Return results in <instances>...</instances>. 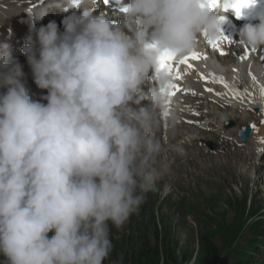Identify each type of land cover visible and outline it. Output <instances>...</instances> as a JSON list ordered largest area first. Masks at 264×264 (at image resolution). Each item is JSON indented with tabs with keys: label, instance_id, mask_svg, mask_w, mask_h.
I'll return each instance as SVG.
<instances>
[{
	"label": "clouds",
	"instance_id": "9594fccd",
	"mask_svg": "<svg viewBox=\"0 0 264 264\" xmlns=\"http://www.w3.org/2000/svg\"><path fill=\"white\" fill-rule=\"evenodd\" d=\"M96 3L55 0L48 8L83 11L64 17L63 32L50 21L25 39L21 51L48 90L46 105L30 95L12 45L0 43L3 264H104L111 227L138 214L167 171L160 117L171 77L159 70L161 57L223 36L229 12L247 21L236 41L264 49V0L239 16L233 0H130L119 22L94 15ZM47 11L32 15L42 20ZM256 103L264 112V95ZM247 175L255 187L254 170Z\"/></svg>",
	"mask_w": 264,
	"mask_h": 264
},
{
	"label": "rangeland",
	"instance_id": "374dc122",
	"mask_svg": "<svg viewBox=\"0 0 264 264\" xmlns=\"http://www.w3.org/2000/svg\"><path fill=\"white\" fill-rule=\"evenodd\" d=\"M1 23L10 27L16 21L2 20ZM230 57L221 63L227 65L232 62L234 57ZM25 79L34 81L32 70L25 72ZM27 80L26 84L29 85L30 81ZM30 85L37 86L34 82ZM47 95V89H39L36 101L46 105L48 101L43 97ZM183 103L186 105V102ZM183 103H179V106ZM188 105L190 108L194 106L191 102ZM252 110H241L244 112L239 111L237 114L242 117L233 119L238 125L237 129L245 122H254L257 127L255 138L250 144L239 141L241 147L232 145L229 148L231 152H243L245 158L226 157L220 140L211 133H206L202 138L184 130L169 144L161 157V165L167 171L158 181L159 191L146 194L138 214L133 215L122 229L110 226L112 236L124 243L105 264H139L133 258L134 251L146 242L165 246L173 264H200L202 254L199 239L206 231L213 232L218 245L233 235L238 245H247L259 235L260 245L253 254L252 264H264V153L259 157L256 155L260 139L263 137L264 140V124L261 114L256 115ZM228 113L232 114L231 110ZM244 116L247 117L245 121ZM172 122L173 125L181 124L178 120ZM160 136L165 144L166 135L161 132ZM237 137L238 133L229 136L231 140H238ZM193 140L197 143L194 149L186 146L188 141ZM177 145H185L184 156L175 151ZM199 152L201 156L204 153L207 155L200 157ZM253 170L256 174L255 187L247 175V171ZM254 218L260 223L256 230L258 234L254 232L255 225L249 227ZM5 259L0 254V264ZM231 259L228 258V262Z\"/></svg>",
	"mask_w": 264,
	"mask_h": 264
},
{
	"label": "bare ground",
	"instance_id": "6f19581e",
	"mask_svg": "<svg viewBox=\"0 0 264 264\" xmlns=\"http://www.w3.org/2000/svg\"><path fill=\"white\" fill-rule=\"evenodd\" d=\"M17 1L19 4L15 3L14 0H0V22L2 20L16 21L21 27L20 33L24 35L30 32V25L35 20L29 14H24V7L27 5H35L39 0ZM48 4H53L52 0H49ZM54 8L56 9V7ZM35 11H37V8ZM105 14L113 18L112 14L106 12ZM20 17H23L21 19V25L18 22ZM113 20L115 19L113 18ZM4 26L8 27L6 23H1L0 30H3V28H5ZM210 40L211 39L206 37H201L200 42L197 45V49L201 52V58L196 61H191V68L183 64H177V68H172L174 75L177 69L180 70L181 78L179 80L173 79L172 82L175 84L182 83L183 90L177 98H167L168 103H166L165 107L161 111L160 133L162 132L166 135L164 143L167 147L170 143H173L174 140H176L177 137L184 132V130L193 135H199L202 138H204L206 133H211L214 138L220 140V145L225 150L224 155L226 157L240 156L241 158H245L243 152H231L229 149L232 145L241 147V145L238 144V140H231L229 138V136H234L237 133L238 125L227 128L223 127V123L230 119L236 120L239 117L241 118L242 116H238L237 114L241 110L246 112L249 110L250 106H258L256 98L260 94L261 87L264 86V74L261 73L256 61L254 60V55L256 53L255 49L253 50L239 42L238 44L232 43L229 41V37L228 39H224L222 36L219 37L220 42L224 41L228 44L226 51L229 48L234 47L231 49L230 55L232 58L234 57V60L227 65H224L221 61L226 60L230 56L225 58L220 57L211 48L213 45L209 43ZM260 59L264 60V56ZM201 67H204L205 70H201ZM29 70H31L30 65H23L24 73ZM193 75H196L198 78L194 79L192 77ZM33 82L34 81H30V83ZM185 82L188 84V88L185 86ZM30 83L29 85L26 84V87L29 89L33 100L36 101L39 89L41 88L34 85V87H31ZM191 85L196 89H192ZM0 91H6V89H0ZM187 91H190V96L189 99L185 101V105L181 100L182 98L179 99V97L183 96ZM235 93L246 94L241 96L236 95ZM190 102L194 104L192 108L188 105ZM179 103H183L184 106L183 104H180L179 106ZM230 110L232 114L228 113ZM188 112H191V114H189L191 117L187 115ZM243 115H247V113H244ZM256 115H258V113ZM246 119L247 117H245L243 121ZM172 120L174 122L178 120L181 124L173 125ZM253 121H255V118ZM251 123L252 126L255 125L254 122ZM169 125H172L173 127L170 129ZM219 128H221V130ZM252 137L253 136H250V139L246 143L250 144L253 141ZM262 144L263 142H260L259 146L262 147ZM196 145L197 143H195L194 140L186 143V146L189 148L191 147L192 149H194ZM172 153L174 152H171V154ZM206 155L207 154L204 153V155H200V157H204Z\"/></svg>",
	"mask_w": 264,
	"mask_h": 264
},
{
	"label": "trees",
	"instance_id": "16d2710c",
	"mask_svg": "<svg viewBox=\"0 0 264 264\" xmlns=\"http://www.w3.org/2000/svg\"><path fill=\"white\" fill-rule=\"evenodd\" d=\"M203 217H208V215H203ZM259 224L257 218H254L251 220L249 227L255 225L253 229L254 232H256L257 228H259ZM48 235L49 238H51V236L54 235V231L50 232ZM110 235L114 248L104 264L111 259L112 253L115 254L123 247L122 245L124 243L123 241L115 239L111 233ZM199 244L202 254L200 264H252V255L255 249L245 244L238 245V241L236 242L234 235L221 245H218L214 240L213 232L206 231L201 235ZM250 244L253 245L254 242L252 241ZM133 258H135L139 264H173L171 254L165 246L160 244L151 245L149 242L144 243L137 251H134ZM228 258H232V261L228 262Z\"/></svg>",
	"mask_w": 264,
	"mask_h": 264
},
{
	"label": "snow or ice",
	"instance_id": "6c2138e0",
	"mask_svg": "<svg viewBox=\"0 0 264 264\" xmlns=\"http://www.w3.org/2000/svg\"><path fill=\"white\" fill-rule=\"evenodd\" d=\"M250 2H251V0H233L231 7L234 10L235 14L237 16H239L241 9L246 7ZM105 3H108V0H105ZM207 3L211 6V5H215V4L219 3V0H207ZM225 10H227V7ZM222 37L224 39H228V37H226L225 35H223ZM209 43H212L213 47H219L218 41L214 42V41L210 40ZM221 54L223 55L224 53L221 52ZM200 58H201V55L194 50L192 52L188 53L187 55L182 56V57H176V56L171 55V54H164L161 57V63H160V69L159 70L166 71L169 74V76L171 77V82L169 83L167 89H162V91L164 92V94L166 96L171 97V96L175 95V91H168L169 89H175L176 91H179L177 84L173 83L172 80L173 79L179 80L181 78V74H180L179 69L176 70L175 75H174L173 69L171 67V62L176 61L178 64H183V65H186L187 67L191 68L192 64L190 62L196 61ZM253 79H255V78H253ZM235 94L242 96L246 93H235ZM260 94L264 95V86L261 87ZM166 103H168V101H166Z\"/></svg>",
	"mask_w": 264,
	"mask_h": 264
},
{
	"label": "water",
	"instance_id": "95a60500",
	"mask_svg": "<svg viewBox=\"0 0 264 264\" xmlns=\"http://www.w3.org/2000/svg\"><path fill=\"white\" fill-rule=\"evenodd\" d=\"M250 132H251V128L249 127V125H246L240 129V135L244 141L248 140Z\"/></svg>",
	"mask_w": 264,
	"mask_h": 264
}]
</instances>
